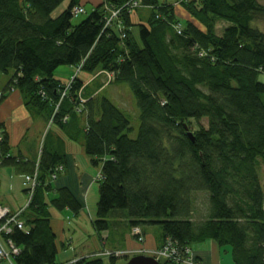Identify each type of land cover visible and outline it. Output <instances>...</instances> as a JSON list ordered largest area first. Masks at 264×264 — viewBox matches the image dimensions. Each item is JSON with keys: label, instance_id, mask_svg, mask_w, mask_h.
<instances>
[{"label": "trees", "instance_id": "trees-1", "mask_svg": "<svg viewBox=\"0 0 264 264\" xmlns=\"http://www.w3.org/2000/svg\"><path fill=\"white\" fill-rule=\"evenodd\" d=\"M64 1L0 0V72L10 78L0 103L17 89L26 106L61 133L56 139L50 129L40 157L26 161L12 154L8 135L0 132V166H25L26 175L39 167L31 197L25 187L27 205L10 208L27 232L2 235L20 250L13 263L58 264L51 207L81 209L73 191L53 183L65 168L68 139L82 144L100 168L97 233L125 223L146 235L148 226H159L162 246L170 239L194 251L213 240L234 264H264V32L252 26L264 21V4L137 0L140 7L132 10V0H102L88 12L82 0H70L53 17ZM77 7L84 12L75 14ZM179 7L188 14L183 17ZM109 8L121 13L106 26ZM143 9L150 10L147 20H135ZM81 14L87 17L74 24ZM220 22L226 23L221 33ZM61 66L77 72L59 79ZM108 74L113 83L128 84L136 98L135 138L124 111L100 97ZM201 194L209 204L196 222ZM76 264L105 262L82 257Z\"/></svg>", "mask_w": 264, "mask_h": 264}, {"label": "crops", "instance_id": "crops-1", "mask_svg": "<svg viewBox=\"0 0 264 264\" xmlns=\"http://www.w3.org/2000/svg\"><path fill=\"white\" fill-rule=\"evenodd\" d=\"M98 1L82 0V3L91 2L97 6L100 4ZM56 76L59 79L67 80V78L57 74ZM9 79L8 75L0 72V94L6 89ZM5 93L6 97L0 103V132L5 131L8 135L11 152L14 156H21L26 161H35L40 157L44 138L48 131L50 129L52 132L55 131L53 137L56 139L61 133L50 124L49 119L39 116L26 106L19 90L9 89ZM65 147L68 154L67 162L64 170L59 172L57 179L53 181L54 187L56 189L68 188L73 191L81 204V209L76 214L70 207H66L64 210L51 207L52 225L57 234L58 253L66 247L68 249L73 248L74 257L71 260L73 261L103 249H118L110 248L108 244L112 235L116 232L119 233L120 228H124L123 232H120L118 239L112 241V244L121 241L119 243L121 248L119 249L135 248L139 245H144L149 250L160 248L163 243L161 234L159 236L148 228L145 231L146 241L142 244L137 242L136 237L131 234L128 225L125 223H123L124 226L121 224L123 227L118 225L119 228H116L118 227L116 226L115 232L112 230L97 233L93 229L95 217L90 214L89 193L96 179L92 176V168L94 167L91 165L82 144L66 139ZM97 169L100 171L99 167ZM26 170L25 166L22 168L14 165L0 166V204L11 208L12 211H19L28 203V194L24 185ZM262 179L264 184V171ZM56 195L54 189L50 193V198ZM86 215H90L92 227L87 224ZM78 234L82 236L83 242L75 246L77 244L75 237ZM193 250L194 258L200 264H234L232 256L231 258L227 256L230 252L225 251V248L220 247L213 240L196 244L193 246ZM1 261L3 260H0V264H7Z\"/></svg>", "mask_w": 264, "mask_h": 264}, {"label": "rangeland", "instance_id": "rangeland-1", "mask_svg": "<svg viewBox=\"0 0 264 264\" xmlns=\"http://www.w3.org/2000/svg\"><path fill=\"white\" fill-rule=\"evenodd\" d=\"M99 1H98V3H102V0L100 2ZM171 1L178 2V0H171ZM259 2L264 4V0H259ZM69 4H70V0L64 1V3H62L54 11L52 16L57 17L58 15H60L64 10H66L69 7ZM85 4H86V9L88 12H90L92 7L94 5H96V4H92L91 2L85 3ZM98 5H100V4H98ZM178 9H179L178 12H180L181 14H185V13L188 14L184 9H182L180 7ZM149 14H150L149 9H143L140 13L137 11L135 14V17H136L135 20L136 19L147 20V17L149 16ZM86 17H87V14H81L78 17L75 16L73 18V23L77 24V23L81 22L82 20H84ZM225 25H226L225 22L218 23L217 28H218V31L220 33L222 32ZM252 26L256 27L260 31L264 32V21H262V20L254 21V22H252ZM76 72H77L76 68L74 69V68L69 67V66H61L60 68L57 69L56 74L61 76V77L69 78L72 74H76ZM91 80H92V78L89 81H87V84H89L91 82ZM102 80L104 81L105 86L99 91L100 97L109 98L114 104H116L118 107H120L124 111V113L129 118L132 127L134 128L133 132L130 134V136L132 138H135L138 134V129L140 126V117H139V109L137 106L136 98H135L131 88L126 83H120V84L113 83L112 81H110V78H108L107 76L103 77ZM192 124H193L194 129L198 128V126H199V123H197L195 121H193ZM201 124L207 125V120L203 119L201 121ZM98 173H99V170L97 168L96 169H95V167L92 168V176H94V178L97 177ZM90 191H91L89 193V196H90V199H89L90 214L93 217H96L97 216V202L99 199V184H98L97 180H94L93 187ZM208 204H209L208 197H206L205 195L201 194V195H199V197L196 198V208H197L196 215H195V221L196 222H200L204 219ZM86 220H87V224H89L90 227H92L90 215H86ZM147 228L150 231L153 230L154 233H157V235L160 236L161 229L159 226H148ZM93 229H95V228H93ZM123 229L124 228H120L119 233L116 232L112 235V237L109 240L108 247L118 248V249L121 248V245H119V243H121V241H116L113 244H112V241H113V239L116 240L119 238V234H120V232H123ZM131 234L136 237L137 242H139L140 244H142L146 241L145 239L142 242L140 240H138L139 236L137 237L136 235H134L133 230H132ZM142 235H143V237L146 238V235L144 234L143 229H141V236ZM75 238H76L75 240L77 243V244H75V246H77L78 244L83 242L82 236L80 234L76 235ZM116 243H118V244H116ZM118 251L120 252V254H119V257L116 258L115 261H112L109 256L102 257L104 259L105 264H126L128 259H130L131 257L136 256V255H147V256H152L155 258H157V256H159L157 253V249L149 250L144 245H139L138 247H135V248L120 249ZM227 256L229 258H231L230 253L227 254ZM73 257H74V249L73 248L68 249L66 247V249L59 251V253L57 255V263L58 264H69ZM184 257L186 258V255H184ZM159 261L162 264L167 262V261H162V260H159ZM1 262L7 263V264H14L13 262H9V261H1ZM182 264H200V263H197L195 261H194V263H192V261L190 259L186 258L185 262Z\"/></svg>", "mask_w": 264, "mask_h": 264}, {"label": "built area", "instance_id": "built-area-1", "mask_svg": "<svg viewBox=\"0 0 264 264\" xmlns=\"http://www.w3.org/2000/svg\"><path fill=\"white\" fill-rule=\"evenodd\" d=\"M132 10H135L136 7L139 6V2L137 0H132L131 2ZM135 8V9H134ZM83 7H77L74 9L75 14L83 13ZM110 15L107 17L106 26H111L113 21L116 20L121 11L120 9L109 8ZM109 78H112V75L108 74ZM70 83H68L69 85ZM66 85V86H68ZM66 91L63 92V96H65ZM81 102L84 103L85 100L81 99ZM80 110V109H79ZM2 136L0 135V141ZM61 170V169H60ZM38 176H39V167L36 165L35 171L33 174H27L24 179V185L28 190L30 197L33 195L34 190L38 186ZM56 179V175H54ZM15 228L23 230L27 232L24 222L20 219V213H14L7 206H3L0 204V260H5L9 262H13V258L15 255L19 253V248L14 244V242L10 239L8 242H4L2 235H9ZM133 234L138 237V240L141 242L144 241L143 235L141 236V229L139 227H135L133 229ZM6 244V245H5ZM157 260L162 261H173L176 264H182L185 262V259L188 258L192 261V263L197 262L194 258V252L190 248H186V251H182L176 244L168 239L165 244L157 249ZM120 252L112 249H103L101 251L93 252L91 254L86 255L88 258H102L105 256L109 257H119ZM125 254V253H124ZM186 255V258L184 257ZM82 257L71 261L69 264H76ZM198 263V262H197Z\"/></svg>", "mask_w": 264, "mask_h": 264}, {"label": "water", "instance_id": "water-1", "mask_svg": "<svg viewBox=\"0 0 264 264\" xmlns=\"http://www.w3.org/2000/svg\"><path fill=\"white\" fill-rule=\"evenodd\" d=\"M193 137L192 133H189ZM126 264H162L155 257L147 255H136L131 257Z\"/></svg>", "mask_w": 264, "mask_h": 264}]
</instances>
